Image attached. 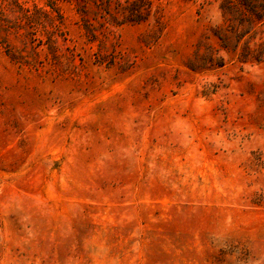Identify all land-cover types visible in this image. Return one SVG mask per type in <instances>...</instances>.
I'll return each mask as SVG.
<instances>
[{"label":"rangeland","instance_id":"obj_1","mask_svg":"<svg viewBox=\"0 0 264 264\" xmlns=\"http://www.w3.org/2000/svg\"><path fill=\"white\" fill-rule=\"evenodd\" d=\"M218 5L0 0V264H264V53Z\"/></svg>","mask_w":264,"mask_h":264},{"label":"trees","instance_id":"obj_2","mask_svg":"<svg viewBox=\"0 0 264 264\" xmlns=\"http://www.w3.org/2000/svg\"><path fill=\"white\" fill-rule=\"evenodd\" d=\"M222 25L211 29V34L223 48L238 51L239 61L259 62L264 53L262 29L264 28V0H219ZM209 37V36H208ZM216 50L208 46L190 66L197 70L214 64L221 65L222 59L215 57Z\"/></svg>","mask_w":264,"mask_h":264}]
</instances>
